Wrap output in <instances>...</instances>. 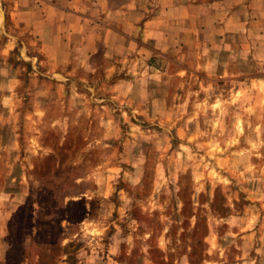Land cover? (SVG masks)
<instances>
[{"label": "rangeland", "instance_id": "obj_1", "mask_svg": "<svg viewBox=\"0 0 264 264\" xmlns=\"http://www.w3.org/2000/svg\"><path fill=\"white\" fill-rule=\"evenodd\" d=\"M0 264H264V0H0Z\"/></svg>", "mask_w": 264, "mask_h": 264}, {"label": "crops", "instance_id": "obj_2", "mask_svg": "<svg viewBox=\"0 0 264 264\" xmlns=\"http://www.w3.org/2000/svg\"><path fill=\"white\" fill-rule=\"evenodd\" d=\"M239 3H240V1H238ZM227 4H225L224 2L222 3V4H218L217 6L216 5H214V3L213 4H209V6H208V11L210 10L211 11V9L213 10V9H215V7H218V10H220V9H222L223 11H226V10H229L228 11V13H226V15L225 16H223L220 20H212L211 21V23H231V16L229 17L228 16V14H229V12H230V9H228L227 7L228 6H226ZM214 18V17H213ZM63 42V41H62ZM59 44L61 45V42H59ZM62 44H69L68 43V41H67V43H65V42H63ZM62 47H66L65 45L63 46L62 45ZM68 47H69V45H68Z\"/></svg>", "mask_w": 264, "mask_h": 264}]
</instances>
